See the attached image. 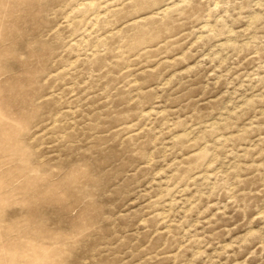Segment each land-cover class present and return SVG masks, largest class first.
<instances>
[{"label": "rangeland", "instance_id": "rangeland-1", "mask_svg": "<svg viewBox=\"0 0 264 264\" xmlns=\"http://www.w3.org/2000/svg\"><path fill=\"white\" fill-rule=\"evenodd\" d=\"M0 264H264V0H0Z\"/></svg>", "mask_w": 264, "mask_h": 264}]
</instances>
